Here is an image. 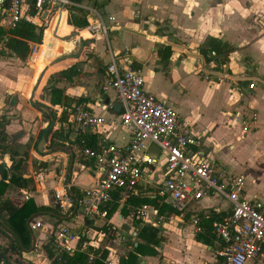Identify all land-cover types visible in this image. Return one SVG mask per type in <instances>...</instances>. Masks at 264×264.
Wrapping results in <instances>:
<instances>
[{
	"label": "crops",
	"instance_id": "obj_1",
	"mask_svg": "<svg viewBox=\"0 0 264 264\" xmlns=\"http://www.w3.org/2000/svg\"><path fill=\"white\" fill-rule=\"evenodd\" d=\"M87 4L97 13L84 8ZM81 5L79 7L87 11L90 24L102 20L106 31L96 30L89 40L78 33L81 37L79 51L64 55L65 59L50 66L54 67L68 61L62 68L77 65L79 74L74 76L72 81L57 74L56 78L59 79L56 82L57 86L63 88L65 94L75 102L70 101L72 103L70 106L52 105L51 91L50 104L58 108L59 112L55 111L61 117L55 116V111L51 109L56 122L53 127H49L52 128L49 135L43 132L46 134L44 152H40L38 146L43 137L42 134L40 138L42 131L49 130L47 127L44 128L47 122H42L41 110L45 108L34 104L41 83L32 96L40 71L31 76V67L26 69L20 67L25 61L17 56H6L3 52L0 55V76L7 80L0 93V114L4 112L7 96L17 92L21 100L18 105V98L16 96L13 98L15 105L11 107L20 110L16 115L2 114L7 118L11 116L6 125L8 137L20 139L26 134L23 132L16 138L21 133L17 131L29 125L31 130L28 133V140L39 134L40 141L36 146L38 153L35 156L42 164L49 162V158L57 153L67 156L59 173L48 178L45 177L46 172L43 168H35L30 164L28 156L21 172L23 177L33 180L32 188H23L17 183H11L7 188L4 197L28 193L29 197L25 198H33L37 206L53 207L56 210L33 214L28 221L32 231L31 247L22 253L8 252L7 259L11 264H52L43 244L53 236L55 250L58 254L65 252L62 250L58 233L62 226H68L79 235L80 241L82 234L86 237L85 241L103 234L100 246L88 251L89 257L93 260L99 256L95 250L106 249L109 250L107 259H114L115 264H120L121 256L133 252L134 246L142 241L139 238L141 229L144 226H152L158 229L162 245L155 246L157 255H139L138 264H226L225 258L221 255L224 243L217 236L213 222L223 219L228 214L230 206L219 197H205L193 203L185 212L178 211L179 214L171 213L176 209L170 205H162L165 213L161 214L156 205L150 204L157 209L158 216L164 217L162 224H156L157 215L154 213L150 219L135 218L133 216L135 207L125 204L133 195L124 197L120 193L115 195L118 206L107 219L86 215L79 207L78 201L83 196L84 189L96 185L100 170L94 161L87 159L83 154L81 141L84 139L94 148H99L104 143L122 146L129 143L131 135L119 122L123 108L121 111H115V103L120 101L116 90L111 86V75L108 71L113 56L119 61L128 57L130 63L141 69L145 77L144 88L159 99L168 100L190 124L193 132L203 138L209 159L216 167L227 175L243 177L246 181L243 195L250 200L259 199L264 202V0H84ZM68 9L70 8H67L66 18L69 17ZM169 30H173L171 34L167 33ZM209 37L218 38L234 49L229 53V61L222 67L215 61L216 54L211 53L207 58L201 52V47ZM46 38L49 40L52 37ZM43 51L47 55V52ZM5 56L7 58H4ZM62 68L60 70H63ZM219 71L248 79L220 78L217 75ZM252 82L255 84L254 88L249 87ZM52 84L48 85L50 90ZM27 91H32L33 105H28L25 97L21 96L24 94L26 96ZM80 97L87 100L76 103ZM78 105L104 116L108 123L98 128L78 129L76 123L72 121V115ZM64 111L68 115V120L62 124ZM213 115L222 119V128L226 132L225 145L230 148L228 156L221 155V150L217 149L214 139L216 133L212 125L204 124L209 122L208 120H213ZM245 118L250 120L247 129L243 124ZM62 126L64 134L69 133L70 141L64 142L56 138V131ZM38 127L40 131L37 132ZM48 138L52 147L57 148L52 153H46ZM53 142L58 144L54 145ZM62 143L70 145L71 148L65 147L66 152H59ZM237 147V151L233 152ZM9 150L11 152L19 149ZM30 152L34 156V151ZM150 152L160 161L150 167L147 178L138 185L137 193L134 194L136 196L133 197L157 200L154 196L157 186L171 173L165 153L155 146ZM255 159H258L259 167L256 166ZM241 160L245 162L242 169L239 166ZM2 163L11 167L13 160L10 153L0 151V164ZM28 163L32 173L28 171ZM41 173L43 178L40 179ZM1 179L0 173V181ZM64 182L71 184V209H63L55 197L56 189ZM212 213L217 215L212 221L211 229L214 236L206 242L199 236L205 232L202 223L205 222V218L209 219ZM195 217L200 218L203 227L201 232L195 231L193 225ZM37 222H41L42 226L32 228ZM109 224L114 230L113 233L105 230ZM7 235L0 233V244L7 246L10 243V236ZM119 237H122L130 248L127 253H118V249L108 242L117 241ZM79 250L85 249L78 248L77 251Z\"/></svg>",
	"mask_w": 264,
	"mask_h": 264
},
{
	"label": "built area",
	"instance_id": "obj_2",
	"mask_svg": "<svg viewBox=\"0 0 264 264\" xmlns=\"http://www.w3.org/2000/svg\"><path fill=\"white\" fill-rule=\"evenodd\" d=\"M57 4L67 8L82 6L71 0H0V27L10 31L20 21L26 20L47 29L55 14L51 12ZM84 8L97 13L88 4ZM88 27H101V31H106L102 20ZM41 46L39 43L32 44L31 60L34 61ZM108 71L111 86L116 90L123 108L119 122L131 137L127 145L104 143L99 148L90 147L82 139L81 150L87 159L94 161L100 175L96 185L84 189L78 201L79 207L86 215L107 219L109 209L116 202L115 195L120 193L130 197L136 194L138 185L147 178L150 167L159 163L160 159L150 152L155 146L165 153L171 173L154 192L159 205H170L179 212H185L193 203L205 197L221 198L229 204V212L223 219L215 220L213 227L224 243L221 255L225 263L264 264V202L250 200L243 195V177L227 175L216 167L209 159L203 138L193 132L190 124L168 100L159 99L144 88L145 77L141 69L130 63L128 57L119 61L113 56ZM217 75L231 80L248 79L224 71H219ZM249 87L254 88L255 84L252 82ZM72 121L80 130L98 128L108 123L104 116L95 114L83 105L76 107ZM249 123L248 118L243 119L245 129ZM39 176L43 178L42 173ZM70 196L69 182L62 183L55 191L56 200L63 209L72 208ZM25 197L28 198L29 194L25 193ZM152 213L158 214L150 204L133 210V216L137 219H150ZM163 219V216L157 215L156 224H162ZM193 225L196 232L203 230L199 217L193 219ZM41 226L42 223L37 222L32 228ZM103 236L100 234L98 238L81 242L79 235L68 226H62L58 233L62 250L69 254H74L78 248L99 247ZM106 263L115 264V261L109 258Z\"/></svg>",
	"mask_w": 264,
	"mask_h": 264
},
{
	"label": "trees",
	"instance_id": "obj_3",
	"mask_svg": "<svg viewBox=\"0 0 264 264\" xmlns=\"http://www.w3.org/2000/svg\"><path fill=\"white\" fill-rule=\"evenodd\" d=\"M71 1L80 4L84 0ZM66 11L67 7H65L63 12L60 13L56 18L55 24L59 23V26H57L58 30L63 32L71 31V27L69 26H73L78 29L84 28L82 30V33L85 38L89 40L91 35L95 33L96 30H92V26L88 27L90 26V21H88L87 19V11L77 6L70 7L68 18L69 26L66 23ZM44 34L45 38L47 36L55 37L51 28H47L45 32V27H38L37 25L26 20L20 21L17 26L12 28L10 31H6L5 29L0 27V44L3 43L2 52L6 56H17L18 58L25 61L31 54V43L42 44ZM53 43V47H50L49 45L47 47H42L43 50L47 52V54L55 52V50L60 51L61 53L64 52V50H61L63 48L60 49V46H58L55 42ZM233 50V48L229 47L228 43H224L220 39L215 37H209L204 43V45L201 47V52L207 58L208 55L211 53L217 55L215 61L217 62L219 67L224 66L229 61V53ZM53 61L47 63L40 71L39 75L43 73L45 69L50 67ZM67 62H63L54 67H61ZM56 74H61V76H63L64 78L68 79L69 81H72L74 76H77L79 74L78 66L73 65L66 69L60 70L59 72H56ZM56 74H53L50 77V84L53 83L51 86V104L70 106L72 105L70 101H73V98L66 95L65 90L63 88L57 86L56 82H58L59 79L55 77ZM85 100L87 99L84 97H80L78 98L76 103H81ZM54 114L56 116L57 112L55 111ZM67 120L68 115L66 114V111H64V114L61 118V123L63 124ZM8 123L9 120L6 115L0 116V151L10 153L11 158L13 160L11 167H8L5 163L0 164V173L2 175V179L0 181V233L6 235L8 234L7 236H10V243L7 246L0 244V262H6L7 264H11V261L7 259L8 252L13 251L15 253H22L23 251H26L31 247L32 231L28 224V221L31 216L39 212H45L46 210L51 211L55 209L53 207L37 206L33 198L26 199L25 195L23 194L4 197L5 192L11 183H17L23 188L31 189L33 181L32 179L23 177V174L21 172L22 168L27 162L28 151L20 153L19 150H14L10 152L8 147L9 143L5 144L8 138V133L6 131V125ZM63 131L64 127L62 126L60 130L56 131V138L64 142L70 141L69 133L68 135H65ZM43 132H46L47 135H49L52 130L44 129L40 134V138ZM53 144L57 145L58 143L53 142ZM133 196L130 197L131 199H128V202H126L125 204H131L135 208L141 206L142 204H153L156 205L159 213H165V208L162 206L160 207L159 204H157V200L153 198ZM117 206L118 205L115 202L110 208L109 217L116 210ZM57 213L60 214V212ZM171 213L179 214V212L176 210H172ZM216 216L217 215L212 213L209 219L205 218V222L202 223L205 232L199 236L200 239L203 238L206 242H208L211 240L210 237L214 236L211 228L212 221ZM105 230L108 233L114 232L110 224L106 225ZM139 238L142 241H140L138 245L134 246L133 252H129L127 255L121 256L120 264H138L140 259L139 255L152 256L158 254V251L156 250L155 246L162 245V239L158 237V229L152 226H144L139 233ZM85 240L86 237L82 234L81 241L84 242ZM43 248L47 256L52 260V264H107L105 263V260L107 259L109 254V250H101L99 248L95 250L96 253L99 254V256L91 260L88 251L93 250L94 247L92 246H89L83 251H76L74 254H69L67 252L58 254V252L55 250L53 236H51L50 239L43 244Z\"/></svg>",
	"mask_w": 264,
	"mask_h": 264
},
{
	"label": "rangeland",
	"instance_id": "obj_4",
	"mask_svg": "<svg viewBox=\"0 0 264 264\" xmlns=\"http://www.w3.org/2000/svg\"><path fill=\"white\" fill-rule=\"evenodd\" d=\"M61 6H62V4H60V5L57 4L53 8V11L51 12L52 15L54 13H57L58 10L61 8ZM69 12L70 11L68 9V14H69ZM68 18L69 17L66 18L67 25H68ZM55 25H56V29H57V35L59 36V38H55L54 37L52 39H49L47 42H49V43L55 42L58 46H60V49L63 48L61 50H64V52H63V54H61L60 51L56 50L55 52L59 53L61 55L53 58V60L58 59L59 57H62V56L67 55V54H75L76 52H78L79 49H80L79 43H80V40H81L80 39L81 37L79 36V34L83 35L82 34V30L71 27L72 28L71 31L63 32V31H59L58 28H57V26H59V23H56ZM95 29H97L98 32L100 30H102L101 27H99V28L95 27L92 30H95ZM75 33H77V34H75ZM66 36L69 37L67 39V41H64V40L60 39L61 37H66ZM70 40H75V41L74 42H70ZM4 58H7V57L5 56ZM53 60H49V62L53 61ZM27 62H29V64ZM49 62L47 61V63H49ZM65 65H67V64H65ZM20 67H22L24 69H26V67H31V71H30L31 76H34V74H37L38 70L41 71L43 69V67L41 69H37L38 67L34 64V61L31 60L30 57L27 60H25V62H22L20 64ZM62 67L63 66H61V67H49L50 70L48 69L49 71L46 72L45 77H44L43 81L41 82V84L39 86V90L37 92V96L34 99V101L36 103H38V102L39 103H43V104L49 106V108L52 109L53 111L57 110V112H59L58 108H55V107L51 106V104H50L51 90L48 88V85H50V77L53 74H56V72H58ZM55 77H58V75L56 74ZM6 84H7V80L4 79L2 76H0V93H1V91H3L4 87L6 86ZM31 90H33V89H31ZM31 95H32V91H27L26 96H25V94H24V96L21 95L22 97H25L26 102L28 103V105H33L32 104L33 100H32ZM15 96L17 98L19 97L17 92L11 94V96H7L6 106H5V108H3V111H4L3 113L9 114V115H16L17 112L20 111L19 108L11 107V105H15L13 103V98ZM20 102H21V100L18 98V105H19ZM16 105H17V103H16ZM41 111H42V114H43L42 115V118H43L42 122H45V121L47 122L46 125L44 126V128L47 127V129L52 130V128H49L50 127V123L52 121V118H51V115L49 114V111L46 110V109H42ZM3 113H1L0 116ZM213 116H214L213 120H208L209 122H205L204 124L212 125V127H213V129H214V131L216 133V137L214 139H215V142L217 143V144H215L217 149L221 150V155L228 156V155H230V148L228 147V145H225L226 132L222 128L223 127L222 119H221V117H217L216 115H213ZM57 117L59 118V117H61V115L57 114ZM30 130H31V127L29 125L28 126L25 125L23 128H21L20 131H17V133L24 132L26 134L25 136H22L20 139H15L14 136H10V137H8V142L6 141L5 144L9 143V146H8L9 149L17 148V149H19L22 152L28 151V154H29V152L31 150L34 151V156H32L31 152L28 155L30 164L32 166H34L35 168L36 167L39 168V169L43 168L45 170V172H46V174H45L46 178L50 177L51 175L55 176L62 169L64 161H65L64 159L67 156H65V155H63L61 153H57L54 156H51L49 158L50 159L49 162H47L46 164H42L41 161L35 156L38 153L37 150H36V146L38 145V143L40 141V140H38L39 134L38 135H34L30 140H28V133L30 132ZM36 131L37 132L40 131L39 127H38V129ZM11 140H13V144H11ZM46 141H47V147H46V151L47 152L46 153H52V152L57 150V148H53L52 147V145L49 142V138ZM61 146H62L61 147L62 149L59 152H66L65 149H64L65 147L71 148L70 145L65 144V143H62ZM237 149H238V147L233 152L237 151ZM231 154H233V153L231 152ZM244 154H243V157L245 156ZM226 158H228V157H226ZM263 160H264V158H263ZM30 164L28 163V171L32 173L31 168H30ZM244 164H245V162L241 160V162L239 164L241 169L244 167ZM255 164H256L257 167H259L260 163L258 162V159H255ZM240 167L238 169H240ZM245 187H246V181H245ZM38 231H39V229L36 230V232H38ZM108 242L110 244H112L113 247L118 249V253H121V254L122 253H127L129 251V249H130V248H128L126 243L123 241L122 237H119L117 241L108 240ZM173 245H175V243ZM178 248H179V246H178ZM179 252H180V248H179Z\"/></svg>",
	"mask_w": 264,
	"mask_h": 264
},
{
	"label": "water",
	"instance_id": "obj_5",
	"mask_svg": "<svg viewBox=\"0 0 264 264\" xmlns=\"http://www.w3.org/2000/svg\"><path fill=\"white\" fill-rule=\"evenodd\" d=\"M64 7H65V6L63 5V6L61 7L60 10H63ZM166 26H168V27L170 28L169 25H166ZM172 31H173V30H169V31H167V33H168V34H171ZM80 36H81V35H80ZM68 38H69V37L66 36V37H61L60 39H61V40H67ZM49 46H50V47H53V46H54V43H53V42L50 43ZM65 57H66V56H64V57H62V58H59V59L55 60L51 65L57 64L58 62L62 61V59H65ZM47 69H48V68H47ZM47 69H45V71H44L43 73L40 74V76H39V78H38V81H37V85L34 87V91H33V95H32V96H34L35 91L37 90L39 84L41 83V81H42V79H43V77H44V74H45V72H46ZM106 102L108 103L109 100H107ZM34 104H35V105H38V106H40V107H44L45 109H47V110L49 111V113H50L51 116H52V123H51L50 127H53V126L55 125V122H56L55 116L53 115V111H52L48 106H45V105H43V104H40V103H34ZM121 109H122V104H121V102H117V103H115V111H121ZM8 118L11 119V116H9ZM21 134H23V132H21L16 138H19V136H21ZM45 139H46V134L44 133V134H43V137H42V139H41V141H40V143H39V146H38V150H39L40 152H44V143H45ZM143 264H144V263H143Z\"/></svg>",
	"mask_w": 264,
	"mask_h": 264
},
{
	"label": "bare ground",
	"instance_id": "obj_6",
	"mask_svg": "<svg viewBox=\"0 0 264 264\" xmlns=\"http://www.w3.org/2000/svg\"><path fill=\"white\" fill-rule=\"evenodd\" d=\"M63 10H59L57 13H55V15L52 17V19H51V21H50V23L48 25V28H51L52 29V32L54 33L55 38H59V36L57 35V29H56V25H55L56 18L58 17V15L60 13L63 12ZM52 38H54V37H52ZM47 41H48L47 38H45L44 43L42 44L39 52L35 56L34 64L38 67L37 69H41L47 63V61L49 62V60H53V58H55V57L60 56L61 54H63V53L59 54V53H56V52H52L50 54L45 55L46 53H44L42 47H47L50 44ZM45 56H47V57L45 58Z\"/></svg>",
	"mask_w": 264,
	"mask_h": 264
}]
</instances>
